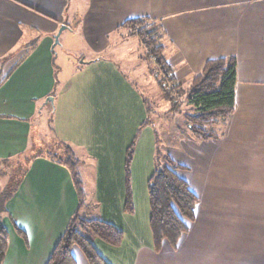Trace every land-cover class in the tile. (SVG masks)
Wrapping results in <instances>:
<instances>
[{
    "label": "crops",
    "instance_id": "obj_1",
    "mask_svg": "<svg viewBox=\"0 0 264 264\" xmlns=\"http://www.w3.org/2000/svg\"><path fill=\"white\" fill-rule=\"evenodd\" d=\"M137 17L163 26L165 55L179 83L191 81L209 60L235 56L237 85L235 112L220 135L180 138L179 148L171 150L172 159L187 167L180 175L199 197L189 232L175 247L164 242L160 251L153 235L133 232L128 264H264V0H0V159L31 150V120L56 87L54 36L60 28L66 27L62 35L83 39L95 57L80 63L72 82L53 97L59 112L68 106L69 122L86 90L99 94L108 88L107 78L118 68L103 54L113 42L131 40L121 27ZM89 72L105 76L95 81ZM63 119L58 140L68 142L82 161L75 138L82 134L71 137L75 127L69 126V136ZM120 191L115 208L103 204L94 213L98 204L91 202L84 217L121 226L126 219ZM77 208L67 167L34 153L2 216L9 235L3 264H47ZM92 240L110 264L124 263L126 237L116 247ZM73 254L78 264H89L78 247Z\"/></svg>",
    "mask_w": 264,
    "mask_h": 264
},
{
    "label": "rangeland",
    "instance_id": "obj_2",
    "mask_svg": "<svg viewBox=\"0 0 264 264\" xmlns=\"http://www.w3.org/2000/svg\"><path fill=\"white\" fill-rule=\"evenodd\" d=\"M68 35L67 31L61 34L59 43L55 46L56 87L50 97L60 95L63 86L72 82L75 69L80 63L95 58L83 39ZM67 38H69L65 46L67 49H64V39ZM145 52L137 38H131L119 45L113 42L110 51L103 54L116 62L118 68L117 74H111L107 78L108 88L104 87L99 94L87 93L86 90L85 101L81 99L79 102L82 105H79L75 120L70 118L69 122L68 106L65 105L64 112L63 110L59 112V108L56 110L57 100L46 103L48 97L45 98L41 101L43 105L41 112L31 120V150L25 155L0 159V186L13 192L17 190L25 176L34 153L61 156L57 147L62 140H58L56 128L58 120L63 116L61 125H64L63 130L67 131L69 136V126L75 127L71 137L78 135L79 132L82 134V137L75 138L82 150L80 172L84 182L85 204L97 202L98 207L94 213L99 211L103 204L105 208L108 203L115 208L119 205L118 201L121 202L120 190L123 191L120 206L121 215H125L126 220L121 226L118 225L126 237V247L122 252L126 254L123 264L129 263L127 255L129 253L125 251L129 250L131 254L130 249L135 245L129 235L136 231L152 235L148 189L150 177L158 168V164H162L166 157L171 155V150L179 148L180 138H199L192 132L186 116L198 112L187 100V90L191 81L183 83L180 93L167 82L172 97L166 96L156 79L157 64L152 58L144 57ZM86 75L90 78L95 76V81L105 76L96 72H89ZM161 75L165 76L163 73ZM205 128L213 131L215 135H220L224 129V122L212 123ZM88 132L91 136H88ZM133 143L130 185L134 209L128 214L125 211L126 159ZM86 205L81 211L82 216L88 209ZM134 228L135 230H132Z\"/></svg>",
    "mask_w": 264,
    "mask_h": 264
},
{
    "label": "trees",
    "instance_id": "obj_3",
    "mask_svg": "<svg viewBox=\"0 0 264 264\" xmlns=\"http://www.w3.org/2000/svg\"><path fill=\"white\" fill-rule=\"evenodd\" d=\"M121 29L126 38H137L140 41L146 50L144 57L152 58L156 62V79L166 96L172 97L167 82L180 93L183 85L177 81L172 66L165 55L166 32L161 23L148 17H137L127 20ZM162 73L165 76H162ZM236 85L237 59L235 56L207 61L201 72L192 78L187 90V100L198 112L186 116L192 132L199 138L209 139L216 136L213 131L205 127L212 123H223L235 112ZM57 148L60 150L61 156L49 153L48 156L69 170L78 196V208L47 264H78L73 254L75 247L84 253L89 264H110L97 251L92 239L100 238L116 247L122 244L124 234L112 222L81 215V211L86 205L84 182L80 172L82 161L66 142H59ZM133 153L134 143L129 148L126 159L125 211L128 214H131L134 209L130 185V165ZM158 165L150 177L148 189L151 209L150 227L155 249L160 251L164 242H169L175 247L181 237L189 232L196 218L199 197L191 189L188 181L179 173L187 170L186 166L174 161L171 155ZM16 191L15 189L12 192L6 188L0 191V264L4 263L9 247V235L2 223V214L7 211L6 204ZM15 228L20 235H23V231L19 227L15 226Z\"/></svg>",
    "mask_w": 264,
    "mask_h": 264
},
{
    "label": "water",
    "instance_id": "obj_4",
    "mask_svg": "<svg viewBox=\"0 0 264 264\" xmlns=\"http://www.w3.org/2000/svg\"><path fill=\"white\" fill-rule=\"evenodd\" d=\"M65 28V26H62L58 33L54 36L55 46L59 43L60 36ZM48 100L53 101V98H49Z\"/></svg>",
    "mask_w": 264,
    "mask_h": 264
}]
</instances>
